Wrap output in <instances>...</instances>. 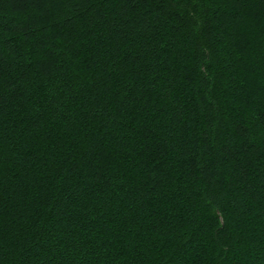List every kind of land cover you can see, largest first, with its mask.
<instances>
[{
    "label": "trees",
    "instance_id": "trees-1",
    "mask_svg": "<svg viewBox=\"0 0 264 264\" xmlns=\"http://www.w3.org/2000/svg\"><path fill=\"white\" fill-rule=\"evenodd\" d=\"M0 264H264V0H0Z\"/></svg>",
    "mask_w": 264,
    "mask_h": 264
}]
</instances>
